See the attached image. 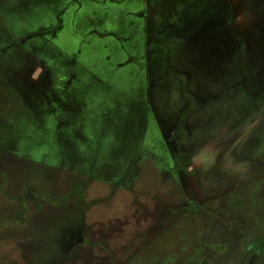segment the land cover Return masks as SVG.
I'll return each mask as SVG.
<instances>
[{
	"label": "rangeland",
	"instance_id": "374dc122",
	"mask_svg": "<svg viewBox=\"0 0 264 264\" xmlns=\"http://www.w3.org/2000/svg\"><path fill=\"white\" fill-rule=\"evenodd\" d=\"M0 264H264V0H0Z\"/></svg>",
	"mask_w": 264,
	"mask_h": 264
},
{
	"label": "flooded vegetation",
	"instance_id": "af4514ba",
	"mask_svg": "<svg viewBox=\"0 0 264 264\" xmlns=\"http://www.w3.org/2000/svg\"><path fill=\"white\" fill-rule=\"evenodd\" d=\"M184 166V165H183ZM180 177H178V179H179ZM181 179V178H180Z\"/></svg>",
	"mask_w": 264,
	"mask_h": 264
}]
</instances>
